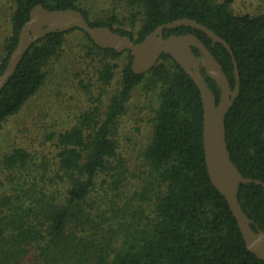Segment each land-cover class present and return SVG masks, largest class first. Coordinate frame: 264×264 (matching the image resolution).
Instances as JSON below:
<instances>
[{"label": "trees", "instance_id": "obj_1", "mask_svg": "<svg viewBox=\"0 0 264 264\" xmlns=\"http://www.w3.org/2000/svg\"><path fill=\"white\" fill-rule=\"evenodd\" d=\"M38 5L78 11L90 27H108L133 44L183 18L210 29L231 48L239 76L224 118L230 158L244 178L264 184V14L235 15L219 0H0V76ZM186 34L210 51L233 89L232 59L221 44L191 28L163 31L164 38ZM64 59L77 115L0 155V264H264L247 250L208 177L200 92L169 55L138 75L129 51L101 49L79 29L46 35L0 91V130ZM201 74L218 103L220 88ZM139 85L156 90L157 102L134 115L147 120L144 138L124 151L120 121ZM238 201L251 229L264 232V188L239 184Z\"/></svg>", "mask_w": 264, "mask_h": 264}, {"label": "water", "instance_id": "obj_2", "mask_svg": "<svg viewBox=\"0 0 264 264\" xmlns=\"http://www.w3.org/2000/svg\"><path fill=\"white\" fill-rule=\"evenodd\" d=\"M178 27L199 30L211 39L213 45L219 43L227 50L234 67L235 86L233 89H231L220 64L196 36L186 34L163 37L165 29L171 30ZM73 29H79L86 33L101 49H111L118 54L129 51L132 57L131 69L135 74L143 75L151 71L161 55L164 54L169 55L192 79L200 92L203 108V151L208 177L215 189L225 198L247 250L257 259L264 261V232L260 230L255 232L251 229V221L243 212L238 201L239 184L254 183L263 188L264 184L244 178L240 174L230 158L226 143L224 118L236 99L239 88L235 57L228 44L207 27L185 18L160 25L142 42L133 44L128 36L113 33L108 27H90L78 11L72 9L49 11L38 5L31 9L28 21L20 30L18 43L0 76V91L14 74L20 60L34 42L46 35L55 32L65 33ZM191 47H196L199 50L203 63L196 59ZM201 67L220 88L218 103L205 84Z\"/></svg>", "mask_w": 264, "mask_h": 264}, {"label": "rangeland", "instance_id": "obj_3", "mask_svg": "<svg viewBox=\"0 0 264 264\" xmlns=\"http://www.w3.org/2000/svg\"><path fill=\"white\" fill-rule=\"evenodd\" d=\"M226 1L235 15L256 16L264 14V0H219ZM6 33L4 23L0 28V38ZM70 35L67 40H72ZM67 57V56H66ZM69 57L65 58L68 59ZM61 60L54 67L49 80L39 94L30 101L17 116L10 118L0 130V155L14 145L31 143L36 139V131L44 125L53 122H67L77 115L76 104L70 98L73 92L68 85L72 77L69 70L70 62ZM124 58H122L121 63ZM51 69V66L50 68ZM157 91L148 90L146 85H139L133 93V99L129 104L127 113L120 121L118 139H121L123 150L128 149L134 140L144 138L147 120L143 118V124L135 120L137 112L145 115L151 108L156 106ZM67 112V113H66Z\"/></svg>", "mask_w": 264, "mask_h": 264}, {"label": "flooded vegetation", "instance_id": "obj_4", "mask_svg": "<svg viewBox=\"0 0 264 264\" xmlns=\"http://www.w3.org/2000/svg\"><path fill=\"white\" fill-rule=\"evenodd\" d=\"M171 36V35H170ZM202 66V64H200ZM202 68V67H201ZM203 69V68H202ZM204 70V69H203Z\"/></svg>", "mask_w": 264, "mask_h": 264}]
</instances>
